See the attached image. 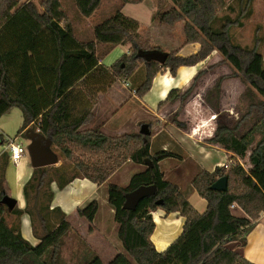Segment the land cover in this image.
Listing matches in <instances>:
<instances>
[{
  "label": "trees",
  "instance_id": "trees-1",
  "mask_svg": "<svg viewBox=\"0 0 264 264\" xmlns=\"http://www.w3.org/2000/svg\"><path fill=\"white\" fill-rule=\"evenodd\" d=\"M20 1L0 0V117L13 107L19 108L23 114L20 130L32 123L34 130L51 137V148L64 161L59 166L33 168L23 184L24 208L16 205L9 210L0 203V264H59L61 244L71 230V223L59 207H51L54 197L51 183L62 189L82 175L101 184L128 159L146 165V169L133 174L127 186L110 183L108 203L119 225L117 236L134 264H254L227 246L237 240L244 245L247 233L264 212V192L256 181H246L247 169L242 163L215 166L212 171L203 169L195 175L192 186L206 201V209L198 212L177 185L164 179L160 161L174 154L164 150L151 153L150 135L138 131L109 136L99 127H86L93 118L97 92L104 86V83L96 86L93 79L104 82L129 78L143 66L144 78L135 89L136 95L142 97L160 70L167 69L174 76L180 66L195 65L213 51L261 96L259 105L264 110V58L259 51L262 38L255 35L252 46L247 47L234 41L232 31L235 26H243L242 19L250 14L253 0H234L237 7L234 18L218 14L225 8L235 11V5L227 4L226 0H169L171 7H159L156 12L159 22L174 25L184 20V43L200 44L199 50L188 56L169 52L162 64L145 56L148 51L161 49L142 39L139 22L119 9L94 25V39L81 41L74 37L71 20L60 0H39L44 15L36 16L41 24L37 29L16 13ZM100 1L75 0V3L82 16H89ZM143 1L121 0V3L123 6ZM126 43L130 44L129 53L122 54L108 67L99 64L107 53L98 51L99 44L111 49ZM203 73L199 70L184 91L171 89L160 105L173 98L183 104ZM171 121L183 127L174 116ZM238 127V124L219 125L203 143L219 146L241 159L247 156L250 166L263 171L264 111L239 136ZM257 134L259 138L255 139ZM8 161V154L1 153L0 200L6 194L1 184ZM222 176L227 177V189H212V183ZM151 184L156 186L152 195L141 199L135 209L123 208L128 191ZM159 199L162 203L156 204ZM232 205H238L245 216L232 214ZM97 209L98 203L93 200L77 213L91 223ZM157 209L167 214L178 212L184 217L180 235L161 252L150 239L155 229L152 212ZM6 213L14 215L17 223L9 224ZM23 213L29 216L33 234L39 239L35 245L21 234ZM88 263L103 264L97 256ZM108 264L132 263L118 255Z\"/></svg>",
  "mask_w": 264,
  "mask_h": 264
},
{
  "label": "crops",
  "instance_id": "crops-1",
  "mask_svg": "<svg viewBox=\"0 0 264 264\" xmlns=\"http://www.w3.org/2000/svg\"><path fill=\"white\" fill-rule=\"evenodd\" d=\"M16 13L23 17L33 29L41 26L37 18L38 23L32 22L34 17L28 16L22 10V7L19 10L17 9ZM173 26L166 27L171 28ZM138 32L140 33V30ZM182 39L185 40V38ZM162 42L165 44L163 47L161 46L164 51L159 47L161 51L167 53L177 51L178 55L182 56L196 53L200 48L198 42L185 44L184 41H181L180 36L177 39L168 36L165 39L163 38ZM97 48L99 52H107L99 60V64L108 67L122 54L129 53L130 44H120L111 49L105 44H99ZM220 60H222L221 55L217 51H213L206 59L195 65L180 66L174 76L167 69H162L154 76L149 91L142 97H138L133 92L144 78V76H138V79H135L138 69L129 78H114L104 82L98 79L92 80L96 86H101L102 83H104V86L97 92L96 104L93 107V118L86 127H99L103 133L109 136H120L124 133L138 132L142 122H148L151 131L150 152L164 150L174 154L160 161L164 179L177 185L180 193L195 208L200 206V211L198 207L196 208L198 212H203L206 209V203L203 202L205 199L200 197L193 188L192 179L203 169L212 171L215 166H226L232 158L237 157L219 146L203 143V140L210 137L219 126L215 123V114L217 115L218 112H211L207 108L211 104L209 98L212 97L211 93L215 85L219 84L214 96V100H217V103L215 102L217 106L223 103L228 94L238 92L240 86H242L238 77L233 75L232 72H227V70L230 71L227 64H219ZM208 67L212 68L207 71ZM218 68L223 71V74L219 75L220 78L218 76L215 79V83L214 77L217 75L214 72L218 71ZM199 70L205 72L198 78L193 91L183 104L179 102L178 98H173L165 102L164 105H160L165 101L171 89L184 91ZM234 99L237 100L235 97ZM177 103V107H172ZM178 107H182L179 119H182L183 124L185 118L187 123L183 124V127H179L165 118L168 115L171 116L172 113H176ZM202 108L203 112L207 108V111H209L207 113L211 114L210 117L199 115ZM196 118H198V121H195ZM191 121H194V123ZM28 128H32V123H29L22 130L19 129L18 134L24 133L25 135ZM10 140L9 137L3 139L1 137L0 155L6 152L9 156ZM19 143L23 144L22 142ZM54 152L58 156V163L54 166H59L64 160L58 152ZM28 162L25 154L16 162H13L9 156L2 182L7 194L17 200L19 208L25 206L23 184L29 179L33 170ZM145 169L146 165L128 159L101 184H96L82 175L73 179L62 189H59L55 182L51 183V189L54 193L51 207H59L69 221L71 219L79 221L78 209L85 207L89 202L96 200L98 203L93 221L88 223L81 220V223H79L83 229L80 235L81 260L84 261V264H89V260L94 256H97L103 264H108L118 255L126 257L132 264L135 263L134 259L127 255L117 236L119 225L114 219V210L108 203V185L114 183L123 187L127 186L133 174ZM103 209L105 214L100 213ZM231 212L236 216H245V212L238 205H232ZM152 216L153 219L157 216L159 222L154 220L155 229L150 239L155 249L161 252L180 235L184 217L178 212L167 214L162 209L153 211ZM20 230L22 236L31 244L35 245L39 242V239L33 234L30 218L26 213H23L20 217ZM231 243L234 245L232 249L238 250L249 261L254 264H264V212L260 213L259 218L247 233L244 245L241 246L237 240L229 242L227 246ZM86 248L91 249L93 252H87Z\"/></svg>",
  "mask_w": 264,
  "mask_h": 264
},
{
  "label": "rangeland",
  "instance_id": "rangeland-1",
  "mask_svg": "<svg viewBox=\"0 0 264 264\" xmlns=\"http://www.w3.org/2000/svg\"><path fill=\"white\" fill-rule=\"evenodd\" d=\"M60 2L62 9L67 13L69 19L71 20L74 37L81 41L94 39V35H93L94 25L112 16L118 9L127 16H130L138 20L140 25L139 30L141 33L140 35L141 38L144 40L146 39L152 45H155L160 48L161 46L163 47L165 43L162 42V39L163 38L165 39L168 36H173L175 39H177V37L180 36L181 41H184V39H182L184 38V33H183L184 20L178 21L175 23L174 26L172 25L173 27L168 28L166 26H170V25L162 24L156 18V12L159 7L162 9H167L171 7L172 4L169 0H144L142 3H138V4L127 3L123 6L121 0H101L98 7L89 16H82L79 13L75 0H60ZM226 3L235 5L234 0H226ZM21 7L22 10L25 11V13L28 16L34 17V19H32V22H37L36 16L44 15V10L39 4V0H21L19 3L18 10ZM236 9L237 7L235 5V11H230L227 8H225V9H221L218 12V14L219 16L228 14L230 17L234 18L236 16ZM242 21H243V26L241 27L235 26L234 28H232L234 41L240 43L243 46L251 47L253 44V37L255 35L260 36L262 38V43L259 47V51L264 55V0H253L250 14L248 16H245L242 19ZM161 49L163 50L164 48ZM220 63L227 64V67L230 70V71L227 70V72L229 73L232 72L233 75H235L234 69L230 66V64L226 62H222L221 60L219 64ZM212 67H208L207 71H209V69H211ZM144 73H145L144 67L139 66L138 70L136 71L135 79H138V76L143 77ZM214 73L217 75L216 77H214V81H215V79L219 75L223 74V71L220 68H218V71H215ZM235 76L240 79L242 85L240 86L238 92H232L231 94H228V96L225 98L223 103L217 106L215 105V102L217 103V100L216 99L214 100V96L216 95V89L219 84H216L211 93L212 97L209 98L211 104L208 105L207 108L211 112L212 111L218 112L217 115L215 114L216 116L215 123L217 125H227L229 127H232L238 124L239 127L236 133L239 136L244 132H246L254 123H256L259 120V118H261V114L264 110L260 108L259 105L260 102L262 101L261 96L258 95L252 88H250L239 75L236 74ZM234 97L237 100H235ZM177 105L178 103L172 107H177ZM203 108H202V112L200 111L199 115L200 116L203 115V117L204 116L210 117L211 114L207 113L209 112L207 111V108L204 109L206 110L204 112H203ZM181 110L182 107H178L176 113H172L171 116L168 115L169 117L166 116L165 118L169 119L170 121L171 118L174 116L176 119L181 121L182 119H179L180 114L182 113ZM22 121H23V114L19 108L13 107L10 109V111L3 114L0 117V141H1V137L2 139L5 137H9L11 140L22 142L24 146L27 147L29 140L26 138L24 133L18 134V131L21 128ZM184 121L185 123L183 124H187L185 118ZM195 121H198V118H196ZM192 123H194V121ZM16 136L17 138H15ZM258 138L259 135L257 134L255 136V139ZM1 148H2V144L0 143V151ZM25 158L27 159V161H29L28 164L30 166L31 163L27 151L25 153ZM237 162L240 164L242 163L244 168L247 169L246 181L248 182L251 180L256 181L258 187L264 192V170L260 171L250 166L247 160V156L244 159H241L239 157H234L232 158L229 164H235ZM1 185L4 189L3 183ZM5 193L7 194V191H5ZM203 202L206 203L205 200H203ZM197 207L200 211L201 207L200 206ZM100 213L105 214V210L103 209ZM78 216H79V221H77L76 219L70 220L71 230L64 237L63 242L61 244V248H60L61 259L59 264H84V261L81 260V235H80L83 229L81 228V224H79L81 223L80 221L84 219L80 215ZM5 218L9 224L17 223L16 217L12 214L6 213ZM35 223H36L35 226L38 229L37 232L40 234L41 228L39 227L37 221ZM233 246H234L233 243H231L229 244L228 247L233 248ZM86 249L87 252H93L91 251V249L90 250L88 248ZM48 256L49 253L47 254V257Z\"/></svg>",
  "mask_w": 264,
  "mask_h": 264
},
{
  "label": "water",
  "instance_id": "water-1",
  "mask_svg": "<svg viewBox=\"0 0 264 264\" xmlns=\"http://www.w3.org/2000/svg\"><path fill=\"white\" fill-rule=\"evenodd\" d=\"M168 53L161 50H152L145 53V56L149 59L155 60L159 63H164ZM139 132L144 136L150 135L149 124L142 123ZM25 136L30 140L27 145V152L30 158L32 168L44 167L49 165H55L58 163V156L51 148V137L44 136L33 128H28L25 131ZM211 188L218 191H225L227 189V177L222 176L212 183ZM156 190L154 184L140 185L125 194V201L123 208L135 209L141 199L146 196L152 195ZM0 203L4 204L9 210L13 209L17 205V200L4 194L0 200ZM162 200L156 201V204H161Z\"/></svg>",
  "mask_w": 264,
  "mask_h": 264
},
{
  "label": "built area",
  "instance_id": "built-area-1",
  "mask_svg": "<svg viewBox=\"0 0 264 264\" xmlns=\"http://www.w3.org/2000/svg\"><path fill=\"white\" fill-rule=\"evenodd\" d=\"M133 92H135V90ZM9 149V156L13 162L18 161L27 151V148L23 144L14 140H10Z\"/></svg>",
  "mask_w": 264,
  "mask_h": 264
},
{
  "label": "bare ground",
  "instance_id": "bare-ground-1",
  "mask_svg": "<svg viewBox=\"0 0 264 264\" xmlns=\"http://www.w3.org/2000/svg\"><path fill=\"white\" fill-rule=\"evenodd\" d=\"M184 75V74H183ZM186 77V76H185ZM170 80V79H169ZM175 80V79H174ZM169 82V81H168ZM174 83V82H173ZM168 85V84H167ZM154 220H156V221H158V218H157V216H155V219ZM159 222V221H158Z\"/></svg>",
  "mask_w": 264,
  "mask_h": 264
}]
</instances>
